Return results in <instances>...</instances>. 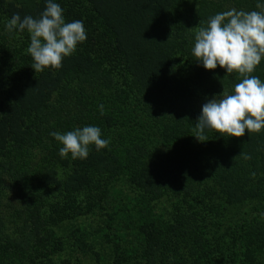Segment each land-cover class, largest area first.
<instances>
[{
    "label": "trees",
    "instance_id": "1",
    "mask_svg": "<svg viewBox=\"0 0 264 264\" xmlns=\"http://www.w3.org/2000/svg\"><path fill=\"white\" fill-rule=\"evenodd\" d=\"M53 2L66 23L83 21L87 39L61 68L35 72L30 34L6 24L17 13L38 19L47 0H0V264H78L57 256L72 238L91 264H264V129H206L198 140L203 105L242 77L192 52L210 17L261 11L264 0ZM251 75L264 81V59ZM85 126L108 147L62 158L51 133ZM119 182L137 195L138 219L115 210ZM161 203L172 217L158 224ZM109 207L98 248L67 225ZM134 226L129 245L121 234Z\"/></svg>",
    "mask_w": 264,
    "mask_h": 264
},
{
    "label": "clouds",
    "instance_id": "2",
    "mask_svg": "<svg viewBox=\"0 0 264 264\" xmlns=\"http://www.w3.org/2000/svg\"><path fill=\"white\" fill-rule=\"evenodd\" d=\"M264 9V5L257 4ZM64 10L59 3L47 0L41 16L23 19L17 13L6 24L9 32L28 31L30 45L27 52L34 60L32 67L41 72L46 67L59 69L65 57L72 55L78 43L87 39L83 21L65 22ZM197 61L208 70L217 66L225 68L228 74L237 72L242 77L234 87V93L225 89L222 94L210 99L202 107V114L196 124L195 136L206 141L205 130L220 134L242 137L264 129V81L251 75L264 59V10L244 11L235 8L210 17L206 27L197 28L195 45L192 49ZM103 105H100L103 114ZM62 143L60 156L86 159L89 146L97 150L108 147L109 139H103L98 126L76 128L66 134L52 132ZM242 154V153H241ZM245 159H251L244 154ZM254 175V174H253Z\"/></svg>",
    "mask_w": 264,
    "mask_h": 264
},
{
    "label": "rangeland",
    "instance_id": "3",
    "mask_svg": "<svg viewBox=\"0 0 264 264\" xmlns=\"http://www.w3.org/2000/svg\"><path fill=\"white\" fill-rule=\"evenodd\" d=\"M113 190L116 193H117V191H120L122 193V196L124 197V199H117L119 203L115 204V210H117L119 207H123L124 210L123 209H118V210H121L125 213L129 212L130 217L128 220H130L131 218H137L138 219V217H137L138 214L136 213L137 208L134 207L135 202L139 201L137 198V195L134 192H130L129 190H127V188L125 186H123V184H121V182L117 183L116 189L113 188ZM3 195H4V193L1 192V190H0V208L1 209L5 206V204L7 202V200L4 197H2ZM118 197L121 198L120 196H117V198ZM114 200H116V199H114ZM161 206H163L162 203L160 204V207L157 206L155 208V210H156L159 207L158 211L154 212V213L157 212L155 214L154 218H152L154 220V222H156L158 224H161L163 217H166L167 219H170L172 217V213H168L169 210H166V208L164 206L163 207H161ZM129 207L132 208V211H126ZM111 212H112L111 207L105 208V209H102L99 211L96 210V212H94V213L92 212L90 214H86L89 216H86V217H85V215L80 216L76 220L68 223L67 225L68 226H74V227L79 226L82 231L88 232L89 233L88 236H91V238H89V244H90L91 242L93 243L95 236L102 233V231L103 232H109L110 231L106 226L108 225V222L112 221V219L109 221V213H111ZM123 212L120 214L118 212L119 216H121L123 214ZM162 213H164L165 215L160 216L159 214H162ZM146 218H147V215H145V220L148 221L149 219L147 220ZM97 230H99L98 234H97ZM136 232H139V228H137V226H134L130 230L125 228L124 232H122L121 235H123L127 239V241L129 242L128 244L131 245V244H134V242L130 237H132V235H134ZM66 236H68V235H66ZM135 240H137V238H135ZM74 241H75V239H74ZM74 241H73V238L71 241H68V243H67L68 248L64 249L63 251L58 253V255H57L58 258L60 260L77 259L80 264H91V260H92L91 255L83 254L82 250H80V249L75 250V242ZM94 244H95L94 245L95 248H98L100 246L99 240H95Z\"/></svg>",
    "mask_w": 264,
    "mask_h": 264
}]
</instances>
